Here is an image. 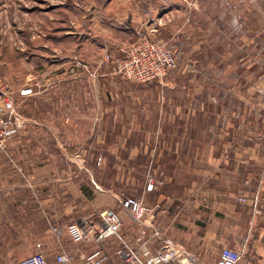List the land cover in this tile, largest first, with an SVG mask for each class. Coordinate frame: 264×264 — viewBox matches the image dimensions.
<instances>
[{"label":"rangeland","instance_id":"rangeland-1","mask_svg":"<svg viewBox=\"0 0 264 264\" xmlns=\"http://www.w3.org/2000/svg\"><path fill=\"white\" fill-rule=\"evenodd\" d=\"M141 36L166 44L178 68L137 84L104 62ZM0 80L25 119L81 121L77 133L34 129L41 134L10 151L80 154L78 177L92 194L140 199L149 175L158 184L174 163L176 143L186 151L190 111L195 141L264 153V0H0ZM88 245L73 243L87 254Z\"/></svg>","mask_w":264,"mask_h":264},{"label":"crops","instance_id":"crops-1","mask_svg":"<svg viewBox=\"0 0 264 264\" xmlns=\"http://www.w3.org/2000/svg\"><path fill=\"white\" fill-rule=\"evenodd\" d=\"M128 27H133L132 19ZM120 50L117 55L109 52L113 64L121 58ZM193 112L186 121V151L180 152L176 143L174 163L153 192L144 189L140 195L154 209L147 224L159 233L149 245L159 251L165 248L166 240L172 241L179 254L166 264H190L191 258L195 264H217L225 247L242 253L239 264H264V153L237 148L221 151L201 138L195 141ZM80 122L39 123L24 118L20 135L9 147L18 143L25 146L30 136L41 132L45 137L61 134V128L74 127L75 133L80 132ZM40 128L39 133L34 130ZM79 156L60 151H0V256L44 254L50 264H57L54 258L64 250L73 257L72 264H80L87 251L73 246L67 226L91 218L99 228V214L105 209L121 213L123 234L134 240L139 226L115 197L109 191L95 190L92 194V189L82 186ZM52 227L60 230L59 241ZM36 232L37 237H29L28 233ZM22 243L27 246L20 251ZM89 244L91 253L95 245ZM115 247L114 240L103 244L111 255L107 264H120Z\"/></svg>","mask_w":264,"mask_h":264},{"label":"built area","instance_id":"built-area-1","mask_svg":"<svg viewBox=\"0 0 264 264\" xmlns=\"http://www.w3.org/2000/svg\"><path fill=\"white\" fill-rule=\"evenodd\" d=\"M121 58L117 61L116 72L129 82L148 84L160 81L170 72L178 68L176 53L166 44L148 36H141L138 40L121 47ZM105 63H114L109 52L104 56ZM0 80V151L8 152L10 143L20 135L24 125V116L20 105L8 92L5 84ZM32 88L21 90V96L32 94ZM103 157L97 159L102 165ZM156 188L154 175H149L145 189L153 192ZM122 209L129 214L132 221L139 226V232L134 240L123 234L124 220L120 212L105 209L99 214L100 225L96 228L91 218L81 222H74L67 226V236L74 244L94 243L95 249L82 257L80 264H107L111 262V255L103 248L108 241H115V257L120 264H166L179 254L173 249L172 241H165V248L153 251L149 245L151 239L159 235L153 226L147 224L154 217V209L143 199H120ZM53 231L60 240V230ZM166 251V252H164ZM242 253L230 247L222 249L217 264H239ZM57 264H72L73 257L66 251L55 256ZM16 264H50L44 254L31 256L18 261ZM195 259L191 258V263Z\"/></svg>","mask_w":264,"mask_h":264}]
</instances>
